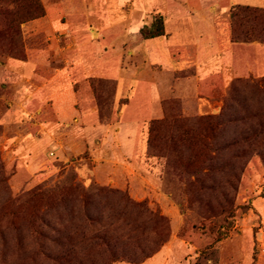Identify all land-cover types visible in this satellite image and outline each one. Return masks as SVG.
I'll list each match as a JSON object with an SVG mask.
<instances>
[{"label":"rangeland","instance_id":"obj_1","mask_svg":"<svg viewBox=\"0 0 264 264\" xmlns=\"http://www.w3.org/2000/svg\"><path fill=\"white\" fill-rule=\"evenodd\" d=\"M39 2L44 14L19 25L16 0L0 7V264L137 262L171 234L192 246L185 264H264V71L223 90L201 88L192 66L168 74L140 33L156 0ZM201 2L218 41L235 5L264 10ZM238 24L254 40L237 43L264 58V18ZM141 83L165 90L151 89L141 122L123 119L148 100ZM199 98L216 111L200 114ZM121 120L138 133L133 154L116 147Z\"/></svg>","mask_w":264,"mask_h":264},{"label":"crops","instance_id":"obj_2","mask_svg":"<svg viewBox=\"0 0 264 264\" xmlns=\"http://www.w3.org/2000/svg\"><path fill=\"white\" fill-rule=\"evenodd\" d=\"M228 1L235 3L238 0ZM239 2L264 6V0H239ZM152 5L156 8V13L161 14L163 18L164 34L148 38L147 41L151 54L158 58L163 57L168 74L174 75L175 72L192 66L195 69L197 83L201 88H203V85H208V87L223 90L227 88L230 80L235 76H240L245 72L254 74L264 71V58H257L258 54L249 52V50L259 51L256 45L246 44L242 47L239 43L232 42L229 39L228 30L219 34L221 40L218 41L216 13H210L209 15L201 0H156ZM210 5L208 9L216 11V3ZM205 14L209 16L206 17ZM242 49L245 52V62L239 64L236 60L237 51ZM27 63L30 64V62ZM216 75L219 78L217 83L216 80L211 79ZM136 85H138V90L144 93V99L148 98V100L139 103V105H136L135 102L126 104L122 111V118L126 119V117L131 118L138 115L141 122L142 112L143 114L144 112L147 113L150 106L153 107L150 101V95L153 93L151 89L155 90L156 93L159 91L158 96L165 89L163 86H158L160 88L158 89L153 83L148 86L144 83ZM183 85L180 82L174 88L180 95L184 91ZM171 91L172 88L170 87L165 92L169 94ZM199 101L202 102H198L197 105L200 114L216 111L213 99L199 98ZM137 109L138 112H134ZM154 109L153 113L157 114L158 109L155 107ZM133 131L132 135L128 125H122L121 120L120 133L117 134L119 145L116 147L120 148L122 146L124 152L135 153L138 133L135 130ZM192 250V246L188 242L179 239L175 234H171L160 249L142 261L138 263L121 262L120 264H185V258L189 257Z\"/></svg>","mask_w":264,"mask_h":264},{"label":"trees","instance_id":"obj_3","mask_svg":"<svg viewBox=\"0 0 264 264\" xmlns=\"http://www.w3.org/2000/svg\"><path fill=\"white\" fill-rule=\"evenodd\" d=\"M7 0H0V7L2 4H4ZM16 3L18 7L21 8V10L18 13H15V18L12 20L13 24L19 25L20 23L27 21L32 18H36L39 16H42L44 14V9L42 5L40 4L39 0H27V1H22V0H16ZM256 12H260V14H256ZM250 17L252 19H262L264 18V10L262 9H257V8H252L250 6H240V5H235L233 7V11L231 13V18H232V23L234 28H232L231 31V40L232 41H253L254 39L251 38V34L249 33V30H239L240 24L237 25V21L241 20H250ZM140 33L143 36V38H154L158 37L164 34V24H163V18L161 14L155 13L152 15L151 22L149 24H145L140 28ZM241 34L242 36H239ZM18 42V40H17ZM249 81H252L253 79L249 78ZM237 81H240V79H237ZM257 84L264 83V77H261L257 80ZM216 118H213L209 115H201L200 117L196 118V122L198 123V128L202 131L207 130L208 128H212L214 121ZM177 120L169 119V120H164L163 122L167 123H175ZM155 122H151L149 125V136L147 140V145H151V141L154 139V125ZM155 250L154 252H156ZM153 252V253H154ZM152 253V254H153ZM151 254V255H152ZM150 256V255H148ZM146 256V257H148ZM142 261V260H140ZM133 262V261H128L132 263H138Z\"/></svg>","mask_w":264,"mask_h":264},{"label":"built area","instance_id":"obj_4","mask_svg":"<svg viewBox=\"0 0 264 264\" xmlns=\"http://www.w3.org/2000/svg\"><path fill=\"white\" fill-rule=\"evenodd\" d=\"M262 251L264 252V247L262 248Z\"/></svg>","mask_w":264,"mask_h":264}]
</instances>
